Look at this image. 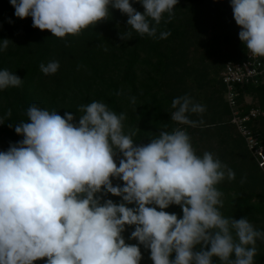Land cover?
<instances>
[{
	"label": "clouds",
	"instance_id": "1",
	"mask_svg": "<svg viewBox=\"0 0 264 264\" xmlns=\"http://www.w3.org/2000/svg\"><path fill=\"white\" fill-rule=\"evenodd\" d=\"M135 2L143 13L130 0H10L17 18L31 17L34 28L57 38L106 20L110 7L125 14L140 36L157 38L150 20L159 25L167 13L170 21L178 4ZM230 6L240 41L252 57H264V0H230ZM131 36L120 33L121 40ZM10 41L3 39L0 50ZM58 69V61L40 65L45 75ZM22 82L0 70V90ZM171 107L172 121L191 126L196 122L187 113L204 111L188 96L173 99ZM80 111L77 121L72 113L61 116L33 104L27 121L14 127L23 138L0 151V264L45 258V264H140V245L150 250L153 264H213L214 257L221 264H254L264 232L246 217L225 218L219 210L223 201L216 185L235 179L227 165L210 152L196 155L184 130L160 131L149 143L137 144L135 131H123L124 113L97 101ZM113 179L123 184L114 186ZM108 194L122 202L104 199ZM172 205L182 217L165 211ZM126 226H134L128 238L138 243H126Z\"/></svg>",
	"mask_w": 264,
	"mask_h": 264
},
{
	"label": "trees",
	"instance_id": "2",
	"mask_svg": "<svg viewBox=\"0 0 264 264\" xmlns=\"http://www.w3.org/2000/svg\"><path fill=\"white\" fill-rule=\"evenodd\" d=\"M130 2L143 13L140 3ZM109 10L106 20L90 25L79 35L57 38L50 31L34 28L31 17L17 18L10 0H0V43L11 40L7 49L0 50V70L7 69L23 80L19 87L0 90V151L23 138L14 127L27 121V109L33 104L61 116L72 113L78 121L82 105L102 102L117 115L125 114L123 131H135L132 139L137 144L149 143L160 131H186L196 155L210 152L235 173V179L225 178L216 185L222 193L221 214L225 218L246 217L256 230L264 232V170L230 121L232 109L221 79L226 61L241 59L246 51L230 0H178L170 21L167 13L159 25L150 20L157 27V38L140 36L127 25L125 14L111 7ZM126 31L132 32L131 39L121 40L120 33ZM161 32L170 35L159 39ZM50 61H58L59 69L45 75L40 65ZM184 96L204 109L187 113L195 126L170 119L175 111L173 99ZM248 96L251 101H247ZM238 100L243 114L256 105L264 111V85L244 84ZM9 109L10 117L6 115ZM248 123L264 145V113ZM112 182L114 186L123 184L117 179ZM103 198L122 202L121 197L111 194ZM165 211L182 217L177 205ZM133 230L134 226H126L123 233L128 244L138 243L128 238ZM256 248L254 264H264V240L258 239ZM140 250V264H153L150 250L142 245ZM213 264L221 262L214 257Z\"/></svg>",
	"mask_w": 264,
	"mask_h": 264
},
{
	"label": "built area",
	"instance_id": "3",
	"mask_svg": "<svg viewBox=\"0 0 264 264\" xmlns=\"http://www.w3.org/2000/svg\"><path fill=\"white\" fill-rule=\"evenodd\" d=\"M221 79L224 84L225 97L232 109L231 122H233L246 144L260 164L264 166V145L258 134L249 126L248 121L264 113L263 109L256 105L248 112H241V104L238 96L244 84L264 85V57H252L245 51L241 59H229L221 70Z\"/></svg>",
	"mask_w": 264,
	"mask_h": 264
},
{
	"label": "rangeland",
	"instance_id": "4",
	"mask_svg": "<svg viewBox=\"0 0 264 264\" xmlns=\"http://www.w3.org/2000/svg\"><path fill=\"white\" fill-rule=\"evenodd\" d=\"M213 68V70H215L216 71V67H212ZM252 100V97L251 96H248L247 97V101H251ZM235 131V130H234ZM235 133H236V131H235ZM240 133V132H239ZM241 134V133H240ZM215 141V138L211 141V143H215L214 142ZM206 142L207 143H209V140H206ZM249 149V148H248ZM250 150V149H249ZM251 152V151H250ZM252 153V152H251ZM253 154V153H252ZM254 155V154H253ZM255 157V156H254ZM257 159V158H256ZM258 160V159H257ZM259 162V161H258ZM259 165L261 166V168L264 170V166H262L261 164H260V162H259Z\"/></svg>",
	"mask_w": 264,
	"mask_h": 264
}]
</instances>
